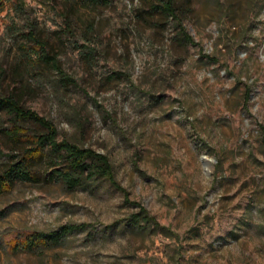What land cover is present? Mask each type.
I'll return each mask as SVG.
<instances>
[{
  "label": "rangeland",
  "instance_id": "1",
  "mask_svg": "<svg viewBox=\"0 0 264 264\" xmlns=\"http://www.w3.org/2000/svg\"><path fill=\"white\" fill-rule=\"evenodd\" d=\"M175 1L190 44L161 0H0V97L105 154L171 231L124 226L137 207L102 179L65 188L50 156L0 194V264H264V0ZM11 124L0 173L28 144ZM24 232L46 241L12 249Z\"/></svg>",
  "mask_w": 264,
  "mask_h": 264
},
{
  "label": "trees",
  "instance_id": "2",
  "mask_svg": "<svg viewBox=\"0 0 264 264\" xmlns=\"http://www.w3.org/2000/svg\"><path fill=\"white\" fill-rule=\"evenodd\" d=\"M175 4V0H161L159 11L166 19L176 22L178 41L182 44H190L192 43V37L187 33L182 20L178 17ZM31 39H33L36 58H42L43 56L39 53L42 45L34 35L31 36ZM46 58L52 61V65L68 82L75 84L72 78L63 74L56 58L48 55ZM0 111H6L10 116L12 122L10 133L22 134L23 139L28 143L20 153L10 156L11 162L0 173V194L10 191L18 180L37 182L40 174L33 170L34 165L41 163L45 158L49 159L51 156L58 163H53L47 177L59 181L67 189L83 186L91 180L102 179L115 190L121 192L127 204L138 208L136 213H132L124 221V226L140 230L152 229L171 234L170 229L161 225L144 207L129 200L128 193L117 182L113 165L105 154L98 153L91 148L79 146L68 140H58L56 126L50 120L40 116L35 111L24 108L13 96L0 97ZM23 122H32L38 125L42 131L25 134L20 126ZM46 149H49V155L45 154ZM88 226L85 223L66 225L62 227L61 232L68 234L85 230ZM45 241L46 239L41 235L24 232L12 241L10 247L12 249H23L36 245V242Z\"/></svg>",
  "mask_w": 264,
  "mask_h": 264
}]
</instances>
